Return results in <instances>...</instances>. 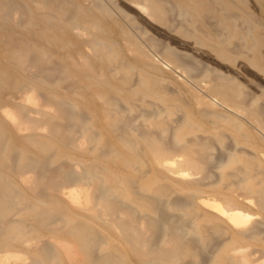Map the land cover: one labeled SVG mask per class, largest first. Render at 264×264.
Wrapping results in <instances>:
<instances>
[{
  "label": "bare ground",
  "instance_id": "1",
  "mask_svg": "<svg viewBox=\"0 0 264 264\" xmlns=\"http://www.w3.org/2000/svg\"><path fill=\"white\" fill-rule=\"evenodd\" d=\"M105 1L0 0V264H264V0Z\"/></svg>",
  "mask_w": 264,
  "mask_h": 264
},
{
  "label": "rangeland",
  "instance_id": "2",
  "mask_svg": "<svg viewBox=\"0 0 264 264\" xmlns=\"http://www.w3.org/2000/svg\"><path fill=\"white\" fill-rule=\"evenodd\" d=\"M63 2H68V3H73L72 5H70V9L72 10L75 5H80L82 6L83 8H88V7H91L95 12H100V9H102L103 5L106 4L105 6L108 5V3L105 1V0H60ZM116 1H120V2H129L128 0H116ZM126 2V3H127ZM104 3V4H103ZM111 3V2H110ZM61 4V3H60ZM103 4V5H102ZM109 6V5H108ZM10 7V8H9ZM4 8V10H3ZM8 12H7V10ZM13 8V9H12ZM2 11H6L7 15L8 16H12L13 15V11H14V7L12 5H6V7H2L1 8ZM255 11V15L258 17V19H264V16L261 14V12L259 13V11L257 9L254 10ZM11 14H10V13ZM109 11H103V13L100 15L101 16V19H102V26L105 28V34H107V36L110 35V37L112 39H114L115 42H117V46L120 50H123L124 53L126 54V56L130 59H133L135 58V54L134 52H132V48H137V44L135 43V41L133 39H131L129 37V34L123 29L122 27V24L117 22V20L113 19L114 16L110 13ZM70 13H68L67 16H69ZM106 17V18H105ZM256 19V18H255ZM105 21V22H104ZM107 21V22H106ZM121 24V25H120ZM168 24V23H167ZM121 26V27H120ZM119 27V28H118ZM261 27H264L261 25ZM164 28L166 29H170L169 28V25L168 26H165ZM96 30V29H95ZM263 30V28H262ZM114 34V35H113ZM88 36L90 35H86L84 34V38H82L83 36L82 35H78V39L79 40H85ZM82 38V39H81ZM119 40V41H118ZM121 42V43H120ZM132 43H133V46H132ZM124 44V45H123ZM135 46V47H134ZM123 48V49H122ZM129 48V49H128ZM130 50V51H129ZM163 51V50H162ZM133 53V54H132ZM164 54H160L161 57H163L164 59H166L167 62L169 63H173V61H175L171 55H169L168 53H165L163 52ZM129 54H132V55H129ZM169 57V59H168ZM173 59V60H171ZM192 62L194 63V69H193V73L194 76H197L200 77L201 76V72L203 71V69L206 67V65L202 62H196L195 60L192 59ZM200 66V67H199ZM201 68V69H200ZM197 73H195V72ZM247 71H245V73H247ZM248 76L247 77H253L255 76V74L257 75L258 73L256 72H252V71H249V73H247ZM200 75V76H199ZM183 90L186 92V98L189 100L190 99V102H191V105L193 107H195V110H197V106H196V102H195V95L194 92L192 91H189L185 86H183ZM189 95H192V96H189ZM193 99V100H192ZM193 101V102H192ZM192 107V108H193Z\"/></svg>",
  "mask_w": 264,
  "mask_h": 264
}]
</instances>
